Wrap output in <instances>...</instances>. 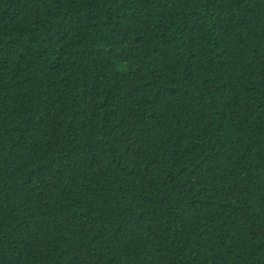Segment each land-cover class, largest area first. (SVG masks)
<instances>
[{
  "label": "trees",
  "instance_id": "trees-1",
  "mask_svg": "<svg viewBox=\"0 0 264 264\" xmlns=\"http://www.w3.org/2000/svg\"><path fill=\"white\" fill-rule=\"evenodd\" d=\"M0 264H264V0H0Z\"/></svg>",
  "mask_w": 264,
  "mask_h": 264
}]
</instances>
